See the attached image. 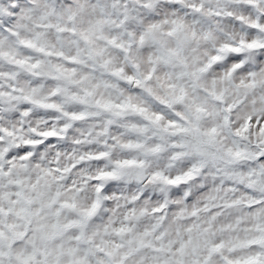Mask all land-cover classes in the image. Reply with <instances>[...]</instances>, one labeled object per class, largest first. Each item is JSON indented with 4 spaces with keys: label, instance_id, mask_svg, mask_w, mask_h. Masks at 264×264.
I'll use <instances>...</instances> for the list:
<instances>
[{
    "label": "clouds",
    "instance_id": "obj_1",
    "mask_svg": "<svg viewBox=\"0 0 264 264\" xmlns=\"http://www.w3.org/2000/svg\"><path fill=\"white\" fill-rule=\"evenodd\" d=\"M0 264H264V0H0Z\"/></svg>",
    "mask_w": 264,
    "mask_h": 264
}]
</instances>
